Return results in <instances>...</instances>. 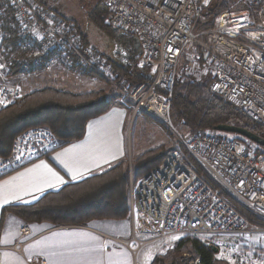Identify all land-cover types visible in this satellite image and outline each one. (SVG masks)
I'll list each match as a JSON object with an SVG mask.
<instances>
[{"label": "built area", "instance_id": "2783aa9c", "mask_svg": "<svg viewBox=\"0 0 264 264\" xmlns=\"http://www.w3.org/2000/svg\"><path fill=\"white\" fill-rule=\"evenodd\" d=\"M4 1L17 24L16 28L5 25L6 31L0 29V65L6 73L52 70L57 66L76 73L88 68L123 87L117 75L114 80L112 65L104 57L82 36L66 31L57 17L42 15L35 0ZM102 1L111 26L137 39L139 56L134 67L148 76V82L127 89L132 112H144L170 125L176 66L185 47L195 41L196 22L214 0ZM246 1L247 10L217 15L204 40L195 42L212 68L210 93L264 127V0ZM9 13L0 8L4 22ZM9 30L15 31L17 52L9 43L3 45ZM21 97L17 86L0 81V111ZM62 143L46 127L29 128L14 140L10 154L0 157V178L47 159ZM184 150L235 204L264 219V150L248 149L237 140L211 132L191 135L184 142ZM129 177L131 238L113 240L127 247L133 258L140 248L158 240L174 245L190 238L203 247L211 245L210 238L230 236H256L264 241V228L248 223L217 196L193 171L184 154L171 151L159 166L135 183ZM137 231L150 237L141 240ZM20 233L12 247L0 246V264L4 249L17 252L26 264H46L44 258L24 254L28 244L24 239L30 232L25 226Z\"/></svg>", "mask_w": 264, "mask_h": 264}, {"label": "trees", "instance_id": "16d2710c", "mask_svg": "<svg viewBox=\"0 0 264 264\" xmlns=\"http://www.w3.org/2000/svg\"><path fill=\"white\" fill-rule=\"evenodd\" d=\"M214 2L219 1L214 0L212 4ZM5 5L6 2L0 0V8L4 7L5 11L9 13V9ZM216 6L215 4L214 8ZM104 12L107 14L105 10ZM209 15L213 16L203 25L205 31L214 26L212 18L216 16L214 11ZM0 20L4 23V18H0ZM6 33L9 37L6 41L4 39L3 45L9 43L7 45L13 47L12 51L17 52L15 31L9 30ZM118 67L121 69L120 74L126 77L130 86L148 82L145 71L137 70L139 72L136 73L135 70L127 71L124 67ZM115 70L117 69L115 68ZM208 83L209 81L197 83L184 76L176 78L170 102L172 118L181 123L192 135L215 132L221 136H230L245 145L253 144L242 136L215 131L218 125H231L244 128L264 140V127L248 119L227 101L209 94ZM108 110L109 103L100 92L80 95L47 89L28 94L0 111V157H7L11 152L13 141L21 133L33 127L48 128L64 144L79 141L85 135L86 124L91 119L105 114ZM256 147L259 150H264V147ZM182 154L185 155L187 163L193 171L217 196L230 204L248 223L264 228V220L251 215L243 207L235 204L225 192L216 186L215 181L204 169L186 156L184 150ZM165 157L166 152L163 149L144 153L134 163L133 176L135 180H139L159 166ZM124 170L122 162L118 163L104 173L65 185L59 191L46 193L33 204L7 206L3 209V214L12 213L25 224L49 223L54 226H85L95 220H125L128 208ZM175 246L176 251L188 247V253L195 258L198 264H214L215 254L212 250L209 247H203L195 239L188 238ZM152 264L166 263L161 258L155 259Z\"/></svg>", "mask_w": 264, "mask_h": 264}, {"label": "crops", "instance_id": "0c3cea01", "mask_svg": "<svg viewBox=\"0 0 264 264\" xmlns=\"http://www.w3.org/2000/svg\"><path fill=\"white\" fill-rule=\"evenodd\" d=\"M119 43L118 51H126L130 56L126 63L119 66L128 68L129 62L139 56V44L130 34ZM88 74L86 71L69 73L57 68L51 74V84L72 94L107 92L111 89L103 80H95ZM12 78L15 77L7 76L8 80ZM114 92L115 98L110 100L111 108L86 124L81 140L67 144L63 142L47 159L38 160L0 178L1 247L15 245L20 238V230L26 226L30 234L24 239L28 241L23 248L24 254L44 258L46 264H131L130 250L113 240H128L131 229L126 219L95 220L85 226H54L49 223L25 224L12 213L3 214L7 206L33 204L46 193L59 191L65 185L99 175L125 162L128 153L127 124L133 112L131 103H125L121 93ZM1 264L26 263L17 252L4 249Z\"/></svg>", "mask_w": 264, "mask_h": 264}, {"label": "rangeland", "instance_id": "374dc122", "mask_svg": "<svg viewBox=\"0 0 264 264\" xmlns=\"http://www.w3.org/2000/svg\"><path fill=\"white\" fill-rule=\"evenodd\" d=\"M40 6V11L42 15H52L58 18L61 25L66 31H70L72 34L80 35L84 38L86 43L95 50L98 54L104 57L108 63L112 65L113 75H117L118 79L122 80L123 87L108 81L104 76L96 73L87 68L86 71L88 75L93 77L95 80H103L108 84L111 89L106 92L104 91H90V92H100L106 97V101L109 103V108H111L110 100L115 98L116 94L114 91L121 93L124 98L125 103H131L127 94V89L132 86L126 81V77L120 74L121 69L118 67L120 62L116 57V54L120 48L119 40L125 39L129 33L121 32L119 29L113 28L109 21L108 13L104 12L105 7L102 0H35ZM219 2H214L208 9L203 13L201 19L198 20L196 26L193 30V38L195 41L201 42L204 40V36L207 31L203 29V25L210 20V12L219 15L221 13H238L248 9V3L246 0H218ZM217 5L214 8V5ZM214 8V9H213ZM215 17H212L215 21ZM0 20V24H1ZM11 24L16 28L17 24L12 12L6 16V20L0 29L3 31L7 30L5 25ZM123 33V34H122ZM191 42L188 44L183 54L181 55L178 64L176 66V78L184 76L185 78L191 79L197 83L208 82L207 91L210 93L209 86L213 81L212 68L206 62V57L197 42ZM18 42V40L16 41ZM23 42V41H21ZM134 52V50H133ZM130 57V56H129ZM134 60L129 62L130 66L125 68L127 71L137 69L134 67ZM0 81L6 82L8 85L17 86L22 97L31 94L36 91H43L47 89H53L57 91L67 92L66 89L58 88V86L52 85L51 74L57 68H62L57 66L52 70H36L30 69L23 73H16L12 75V70L6 73L0 65ZM115 68L117 70H115ZM119 68V69H118ZM69 73L67 69H63ZM62 72V71H61ZM59 74H62V73ZM5 73V74H4ZM128 73V72H127ZM146 73V72H145ZM15 77L11 80L7 79V76ZM17 76V77H16ZM147 76V73H146ZM148 77V76H147ZM116 80V76L114 78ZM67 88V84H65ZM89 93V92H87ZM74 94V93H73ZM85 94V93H82ZM81 95V94H80ZM119 95V94H118ZM212 95V94H211ZM21 97V98H22ZM111 98V99H110ZM170 125H164L153 119L148 114L141 113H131V117L127 124V149L128 153L124 165V171L126 173V185H127V208L129 200V186L130 177L132 176V181L135 183L136 180L133 176V167L136 160L141 157L147 151H153L155 149H163L166 155L171 151H176L182 154L184 150V142L192 135L181 123L176 122L172 116L170 120ZM216 136L215 132H211ZM232 139L230 136H221ZM14 142V141H13ZM13 146V144H12ZM248 149H253L257 145L246 144ZM185 151V150H184ZM34 163V162H32ZM31 164V163H30ZM216 186L222 191L221 186L214 182ZM245 209V208H244ZM247 212L251 213L249 210L245 209ZM255 215V214H253ZM257 216V215H255ZM259 217V216H257ZM261 218V217H259ZM262 219V218H261ZM126 220H129V212L127 213ZM264 220V219H262ZM145 234V233H144ZM136 236L139 239L146 240L150 236L148 234L142 235L139 231L136 232ZM27 238V237H26ZM25 238V239H26ZM131 238V233L128 239ZM184 241V240H183ZM211 244L218 248V252L215 253L214 264H264V241L256 236L242 237V236H230V237H220V238H210ZM176 244H169L167 241L158 240L154 243L148 244L140 248L135 257H132L131 264H152L155 259L163 258L166 264H195V258H193L187 251L188 247H184V250L176 251ZM133 247H136L134 245ZM198 264V263H196Z\"/></svg>", "mask_w": 264, "mask_h": 264}, {"label": "water", "instance_id": "95a60500", "mask_svg": "<svg viewBox=\"0 0 264 264\" xmlns=\"http://www.w3.org/2000/svg\"><path fill=\"white\" fill-rule=\"evenodd\" d=\"M116 57L118 58V61L120 63H126L129 59V54L126 51L120 50L117 52ZM215 131L216 132H222V133L236 134V135L244 137L249 142H251V143H253L259 147H264V140L262 138H260L259 136L255 135L254 133H252V132H250L244 128H241V127L231 126V125H218L215 128ZM209 248L212 250V252L214 254L218 252V248L215 247V245L211 244L209 246Z\"/></svg>", "mask_w": 264, "mask_h": 264}, {"label": "snow or ice", "instance_id": "6c2138e0", "mask_svg": "<svg viewBox=\"0 0 264 264\" xmlns=\"http://www.w3.org/2000/svg\"><path fill=\"white\" fill-rule=\"evenodd\" d=\"M53 175H55V174L53 173ZM57 180H59L60 183H63V180H61L59 177H57ZM173 239H178V237H174Z\"/></svg>", "mask_w": 264, "mask_h": 264}]
</instances>
